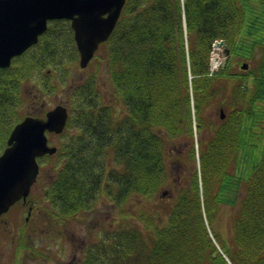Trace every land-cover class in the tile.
Here are the masks:
<instances>
[{
  "label": "trees",
  "instance_id": "obj_1",
  "mask_svg": "<svg viewBox=\"0 0 264 264\" xmlns=\"http://www.w3.org/2000/svg\"><path fill=\"white\" fill-rule=\"evenodd\" d=\"M60 23L0 69V154L32 113L25 83L53 91L79 60ZM218 39L231 55L211 73ZM97 52L95 73L71 87L66 138L39 158L52 160L42 186L54 222L89 219L104 200L119 212L80 264H264V0H126ZM164 191L166 215L143 208ZM223 205L236 209L228 236L214 227Z\"/></svg>",
  "mask_w": 264,
  "mask_h": 264
},
{
  "label": "water",
  "instance_id": "obj_2",
  "mask_svg": "<svg viewBox=\"0 0 264 264\" xmlns=\"http://www.w3.org/2000/svg\"><path fill=\"white\" fill-rule=\"evenodd\" d=\"M126 0H0V68L38 43L48 22L70 19L80 58L86 68L99 45L115 29ZM224 45L227 60L230 49ZM243 69L249 63L244 62ZM65 103L59 102L46 114H28L15 124L0 154V215L19 199L26 198L41 171L39 157L54 155L58 146L49 143L48 132L60 134L69 118ZM221 118L225 112L220 110ZM167 192L164 191L163 195Z\"/></svg>",
  "mask_w": 264,
  "mask_h": 264
},
{
  "label": "rangeland",
  "instance_id": "obj_3",
  "mask_svg": "<svg viewBox=\"0 0 264 264\" xmlns=\"http://www.w3.org/2000/svg\"><path fill=\"white\" fill-rule=\"evenodd\" d=\"M57 25V27H61V23H52ZM34 51V48H31L26 54H30ZM98 55V52H97ZM18 59H15L12 64H15ZM97 63V57L93 58L90 64L86 68H81L78 62L73 61L72 63H68L67 66L61 67L54 73V77L52 78L55 85H53V91L48 92L47 88L40 90V86H36L38 80H31L25 83V89L28 90V93L31 95L32 99L29 102L27 107L20 106L21 111L28 109L33 111L39 110H47L56 105L58 102H67L70 97V93L72 92L71 88L73 84H77L79 79L88 78L90 75L95 73ZM243 65V64H242ZM249 68V67H248ZM99 82L101 83L103 88H107L108 81L104 74L99 75ZM26 106V104L24 105ZM28 112V111H27ZM197 137V136H196ZM66 138V135L60 134H49V142L50 144H59L60 139ZM3 150V149H2ZM197 157V164H198ZM52 160L41 161L42 169H47V167H51ZM173 172L172 181H179L178 171ZM47 173H51V170ZM49 175L44 174L40 176L37 186L35 187L34 195L39 198V191L42 186V180H48ZM46 180V181H47ZM40 202L39 207L46 208L48 204L46 200ZM173 194L170 196L161 195L153 200L144 199L142 202L143 208H149L151 205H158L160 211L163 215H166L168 212V208L170 204L173 202ZM15 212L21 210L20 206L15 208ZM235 207L230 205H223L218 212V216L216 218L214 227L216 229H220V231L228 236L231 231V227L233 224V213L235 211ZM119 212L116 210L115 206H112L110 201L104 200L101 201L100 204L96 207L94 212L89 216V219H78L69 218L66 221H58L59 223L52 222V218L49 216L46 217L44 211H38V219L43 223L42 228L45 227L43 231L42 228L39 229L37 238L34 242L31 243V246H35L36 243L40 245L41 251L32 248L28 249L27 252L24 253L23 258L24 262L22 264H60L61 262H65L69 260L70 262L73 259V256L76 252L74 246L78 248H84L86 245H91L95 242L97 235L102 230H106L109 228L112 231L117 226ZM68 234V237L66 235ZM32 241V239H31ZM75 243V245L73 244ZM17 245L15 243L7 244L6 251L7 254L4 258H0V264H13L12 255L17 252ZM81 257L82 251L77 253ZM48 257V259H46ZM77 261V260H75ZM70 264V263H69Z\"/></svg>",
  "mask_w": 264,
  "mask_h": 264
},
{
  "label": "flooded vegetation",
  "instance_id": "obj_4",
  "mask_svg": "<svg viewBox=\"0 0 264 264\" xmlns=\"http://www.w3.org/2000/svg\"><path fill=\"white\" fill-rule=\"evenodd\" d=\"M62 20L69 23L73 35L74 30L71 26V20L70 19H54L50 20L48 22V25L58 22H62ZM58 28V27H57ZM49 29V28H48ZM65 103V102H64ZM67 105V103H65ZM68 107V105H67ZM31 111V110H30ZM47 110H39V111H33L32 113L35 115L41 114V116L46 114ZM43 175V169L41 165V173L39 174L37 180L31 187V191L29 195L26 198H21L18 201H16L9 210L5 211L0 215V258H4V256L7 254L6 247L8 242L15 243L18 247L17 252L12 255L13 264H22L24 262L23 255L25 252L28 251V249H36L38 248L39 251H41L40 245L38 243L35 244V246H31V243L34 242L37 238L38 231L43 223H39L40 221L38 219V211H44V214L47 216L50 215L51 217V210L48 207L41 208L39 207L40 202L43 200L44 195H46V191L44 188H40L39 191V198L34 195L35 187L38 184V181L40 179V176ZM50 177V173L48 174ZM46 199V198H45ZM44 199V200H45ZM48 204V201H46ZM17 206L21 207V210L15 212V208ZM54 222V221H52ZM59 223V222H54ZM42 230H45V227L42 228ZM67 237L68 234L66 233ZM32 239V241H31ZM75 245V243H73ZM76 249V252L73 256L72 261L66 260L65 262H61L60 264H80L81 263V257L77 255L79 251H83V248H78L74 246ZM48 259V257H46ZM49 260V259H48ZM77 260V261H75Z\"/></svg>",
  "mask_w": 264,
  "mask_h": 264
},
{
  "label": "built area",
  "instance_id": "obj_5",
  "mask_svg": "<svg viewBox=\"0 0 264 264\" xmlns=\"http://www.w3.org/2000/svg\"><path fill=\"white\" fill-rule=\"evenodd\" d=\"M221 40L218 39L213 43L210 54V70L211 73L218 70L225 62L224 47L220 44Z\"/></svg>",
  "mask_w": 264,
  "mask_h": 264
}]
</instances>
